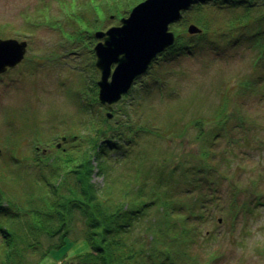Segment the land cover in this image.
Segmentation results:
<instances>
[{
	"label": "rangeland",
	"instance_id": "obj_1",
	"mask_svg": "<svg viewBox=\"0 0 264 264\" xmlns=\"http://www.w3.org/2000/svg\"><path fill=\"white\" fill-rule=\"evenodd\" d=\"M63 1L0 0V37L21 38L30 47L27 58L6 74L15 79L0 87V196L18 198L33 190L36 173L27 168L35 157L33 147L53 150L61 136L84 132L80 111L91 102L100 75L93 51L100 40L93 35L101 31L95 28L105 14L96 7L94 26L76 19L66 31L60 28L63 7H69L67 13L87 0ZM127 1L113 3L107 13L115 17L104 27L119 21ZM38 12L50 16V27ZM31 21L38 24L28 28ZM176 31L188 34L186 26ZM248 45L240 41L227 54L205 49L163 61L157 72L165 74L164 81L158 78V87L131 109L136 120L149 119L147 123L163 134L149 137L139 149L148 157H170L167 163L175 164L178 189L181 167L191 169L188 186H200L195 193L208 201L210 219L200 226L208 237L199 234L184 264H264V73L252 67ZM144 76L135 81L139 88L143 81L150 83ZM120 101L112 105V113L125 103ZM12 151L25 158L10 159L6 154ZM95 171L91 181L101 186L103 179ZM76 221L64 245L36 264H66L90 251Z\"/></svg>",
	"mask_w": 264,
	"mask_h": 264
},
{
	"label": "trees",
	"instance_id": "obj_2",
	"mask_svg": "<svg viewBox=\"0 0 264 264\" xmlns=\"http://www.w3.org/2000/svg\"><path fill=\"white\" fill-rule=\"evenodd\" d=\"M116 1L87 0L67 13L69 7L64 6L59 9L64 15L60 28L73 29L76 19L94 26L98 22L93 11L96 7L105 16L95 29L117 25L118 20L104 27L109 18L115 17H110L107 10L113 9ZM141 1L128 0L121 18ZM87 11L93 15H87ZM42 16V23L50 27V16ZM29 24L32 28L38 23ZM189 24L199 32L178 34L176 30ZM170 27L175 41L145 73L143 80L147 77L150 83L143 81L139 88V81L135 82L126 98L120 99L125 103L117 105L111 118L103 114L95 86L91 102L80 111L84 132L67 138L71 150L67 147L55 151L59 153L56 156L32 158L27 168L36 173L33 190H26L18 198L0 196V264H36L49 251L64 245L76 220L82 225L78 235L81 233L90 251L66 264H184L199 234L208 237L200 228L210 219L208 201L199 191L195 193L200 186H188L191 169L187 172L181 167L182 185L178 189L175 164L167 163L170 157H148L139 149L149 137L163 134L147 123L149 119L136 120L131 109L158 87V78L165 77L157 72L159 64L193 52L209 49L227 54L234 44L249 42L252 67L263 75L264 0H194L181 13L178 25ZM228 41L232 43L225 45ZM154 159L159 162L154 163ZM93 170L102 177L101 186L91 181Z\"/></svg>",
	"mask_w": 264,
	"mask_h": 264
},
{
	"label": "water",
	"instance_id": "obj_3",
	"mask_svg": "<svg viewBox=\"0 0 264 264\" xmlns=\"http://www.w3.org/2000/svg\"><path fill=\"white\" fill-rule=\"evenodd\" d=\"M193 1L143 0L120 19L118 26L95 33V37L101 39L93 48L95 67L100 73L96 82L97 99L106 107L108 118L112 116V105L129 90L134 79L147 70L157 54L173 44L174 35L168 26ZM187 32L194 34L199 29L189 24ZM25 46L24 41L0 39V72L21 61Z\"/></svg>",
	"mask_w": 264,
	"mask_h": 264
},
{
	"label": "flooded vegetation",
	"instance_id": "obj_4",
	"mask_svg": "<svg viewBox=\"0 0 264 264\" xmlns=\"http://www.w3.org/2000/svg\"><path fill=\"white\" fill-rule=\"evenodd\" d=\"M11 38H13V37H0V39H11ZM15 39V38H14ZM21 41V40H20ZM25 42H26V50H25V54H24V56H23V59L18 63V64H16V65H14L13 67H9V68H6L3 72H0V87H6L7 85H9L14 79H15V76L16 75H6V74H8V73H10L13 69H15L17 66H19L24 60H25V58H27V51H28V49L30 48L29 47V43H28V41L27 40H24ZM113 68V66L111 67V69ZM141 77V76H140ZM139 79V77L138 78H136L135 80H134V82L136 81V80H138ZM4 88H2V89H0V97L2 96V90L4 89ZM0 113H1V109H0ZM61 138V137H60ZM66 138V137H65ZM65 141H68L67 140V138H66V140ZM9 143H11V141H9ZM62 143H64V142H61V139H59V142H56L55 143V145H54V148L53 149H63V147H62ZM34 148V150H35V154H34V156L35 157H37V158H46L47 156H49V154H51L52 153V148L51 147H49V149H47V148H42V147H40V146H35V147H33ZM7 153V152H6ZM33 155V154H32ZM6 156H8L10 159H17V158H19V159H24L25 158V156L24 155H17L16 154V152H14V151H12L11 153L10 152H8L7 154H6Z\"/></svg>",
	"mask_w": 264,
	"mask_h": 264
},
{
	"label": "bare ground",
	"instance_id": "obj_5",
	"mask_svg": "<svg viewBox=\"0 0 264 264\" xmlns=\"http://www.w3.org/2000/svg\"><path fill=\"white\" fill-rule=\"evenodd\" d=\"M65 145H67V144L65 143Z\"/></svg>",
	"mask_w": 264,
	"mask_h": 264
}]
</instances>
